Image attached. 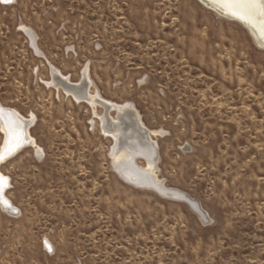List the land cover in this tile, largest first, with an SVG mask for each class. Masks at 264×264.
I'll return each mask as SVG.
<instances>
[{
	"label": "rangeland",
	"instance_id": "1",
	"mask_svg": "<svg viewBox=\"0 0 264 264\" xmlns=\"http://www.w3.org/2000/svg\"><path fill=\"white\" fill-rule=\"evenodd\" d=\"M253 40L201 0H0V105L34 140L0 162L17 210L0 208V264H264V49ZM85 65L90 91L163 131V187L209 221L121 178L103 108L46 84L50 67L74 83Z\"/></svg>",
	"mask_w": 264,
	"mask_h": 264
},
{
	"label": "bare ground",
	"instance_id": "2",
	"mask_svg": "<svg viewBox=\"0 0 264 264\" xmlns=\"http://www.w3.org/2000/svg\"><path fill=\"white\" fill-rule=\"evenodd\" d=\"M2 1L8 3L11 0ZM201 1L221 16L240 20L248 28L253 41L264 49V0ZM26 33L34 46L33 34L29 30H26ZM50 74L51 81L46 84L71 94L77 102L85 101L92 108L97 106L103 108V115L99 116L100 130L113 139L114 145L110 152L111 164L121 178L138 187L154 190L165 197L182 200L203 222L210 220L205 211L198 209L199 203L186 197V193L163 187L164 180L157 175L158 146L156 140L153 139L156 135L162 134V130L147 129L132 103L115 104L103 100L96 90L90 91L92 82L88 75L87 65L82 68L80 80L74 83L69 80L67 75H60L53 67H50ZM110 111L115 112V117L110 116ZM29 124V120L23 116L0 105V125L4 132V139L0 147V162L14 155L23 147L34 145V140L27 131ZM38 151L35 150L36 154ZM137 158L144 159V166L136 164ZM0 177L4 178L3 185H0V208L8 214L15 215L17 210L5 197L7 178L1 173Z\"/></svg>",
	"mask_w": 264,
	"mask_h": 264
},
{
	"label": "snow or ice",
	"instance_id": "3",
	"mask_svg": "<svg viewBox=\"0 0 264 264\" xmlns=\"http://www.w3.org/2000/svg\"><path fill=\"white\" fill-rule=\"evenodd\" d=\"M3 183H4V178L0 177V185H3Z\"/></svg>",
	"mask_w": 264,
	"mask_h": 264
},
{
	"label": "water",
	"instance_id": "4",
	"mask_svg": "<svg viewBox=\"0 0 264 264\" xmlns=\"http://www.w3.org/2000/svg\"><path fill=\"white\" fill-rule=\"evenodd\" d=\"M145 131H146V130H145ZM145 131H144V133H145ZM186 197H188L189 199H191L188 195H186ZM198 209L201 210V211H203V210L201 209V207H200L199 204H198Z\"/></svg>",
	"mask_w": 264,
	"mask_h": 264
}]
</instances>
